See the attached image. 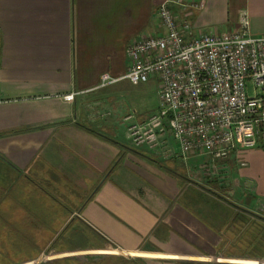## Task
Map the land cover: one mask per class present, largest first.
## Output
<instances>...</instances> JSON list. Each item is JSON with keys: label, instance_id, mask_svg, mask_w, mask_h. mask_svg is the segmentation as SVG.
Returning <instances> with one entry per match:
<instances>
[{"label": "crops", "instance_id": "crops-1", "mask_svg": "<svg viewBox=\"0 0 264 264\" xmlns=\"http://www.w3.org/2000/svg\"><path fill=\"white\" fill-rule=\"evenodd\" d=\"M164 1L0 0V240L29 225L43 242L11 264H264V144L185 159L170 134L130 136L127 47L163 32ZM184 1L204 2L196 31L246 15L264 34V0Z\"/></svg>", "mask_w": 264, "mask_h": 264}, {"label": "built area", "instance_id": "built-area-1", "mask_svg": "<svg viewBox=\"0 0 264 264\" xmlns=\"http://www.w3.org/2000/svg\"><path fill=\"white\" fill-rule=\"evenodd\" d=\"M203 6L164 1L157 11L163 32L141 35L127 47L124 77L134 84L156 78L159 86L157 113L141 124L135 114L126 117L136 145L151 148L170 134L187 159L195 153L226 158L264 144V34H251L246 15L236 31H196L190 8ZM113 81L103 75V83Z\"/></svg>", "mask_w": 264, "mask_h": 264}, {"label": "rangeland", "instance_id": "rangeland-1", "mask_svg": "<svg viewBox=\"0 0 264 264\" xmlns=\"http://www.w3.org/2000/svg\"><path fill=\"white\" fill-rule=\"evenodd\" d=\"M118 89L123 92L124 97L130 101L132 107V114H136V109L144 112L158 110L159 86L156 78H152L149 82L134 85L130 81H123L118 84ZM250 94H254V89H249ZM24 225H14L16 229L13 233L6 235L5 240H0V264H11L19 262L30 257L35 256L42 248L41 242L36 235H32L30 229L32 226L26 225L25 230L22 229ZM69 231V230H68ZM68 231L60 237V239L53 245L60 249L63 246H70L77 243L78 240L68 238ZM28 232V233H24ZM23 234L24 237H21Z\"/></svg>", "mask_w": 264, "mask_h": 264}]
</instances>
